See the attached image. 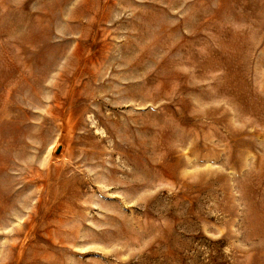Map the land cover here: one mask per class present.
Wrapping results in <instances>:
<instances>
[{"label":"rangeland","instance_id":"374dc122","mask_svg":"<svg viewBox=\"0 0 264 264\" xmlns=\"http://www.w3.org/2000/svg\"><path fill=\"white\" fill-rule=\"evenodd\" d=\"M0 264H264V0H0Z\"/></svg>","mask_w":264,"mask_h":264}]
</instances>
